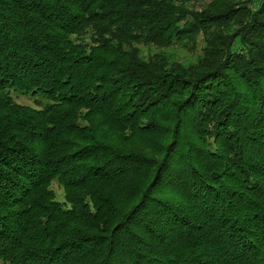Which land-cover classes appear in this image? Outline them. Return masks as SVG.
I'll return each mask as SVG.
<instances>
[{"label":"trees","instance_id":"16d2710c","mask_svg":"<svg viewBox=\"0 0 264 264\" xmlns=\"http://www.w3.org/2000/svg\"><path fill=\"white\" fill-rule=\"evenodd\" d=\"M0 259L264 264V0H0Z\"/></svg>","mask_w":264,"mask_h":264},{"label":"rangeland","instance_id":"374dc122","mask_svg":"<svg viewBox=\"0 0 264 264\" xmlns=\"http://www.w3.org/2000/svg\"><path fill=\"white\" fill-rule=\"evenodd\" d=\"M191 1H193V0H191ZM141 49H143V46H141ZM144 51L145 50L143 49V52ZM180 54H181V57L188 58V57H190V54H192V53L186 52V51H181ZM189 59H192V56ZM13 96L19 102H24V103L31 104L30 103L31 101L25 99V98H27V96H23V95H20V94H13ZM0 264H9V263L8 262H4V261H2L0 259Z\"/></svg>","mask_w":264,"mask_h":264}]
</instances>
